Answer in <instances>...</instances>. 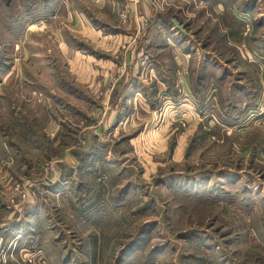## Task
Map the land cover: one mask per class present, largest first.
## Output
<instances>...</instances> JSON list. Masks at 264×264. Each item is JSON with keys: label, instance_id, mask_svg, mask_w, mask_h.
Here are the masks:
<instances>
[{"label": "rangeland", "instance_id": "rangeland-1", "mask_svg": "<svg viewBox=\"0 0 264 264\" xmlns=\"http://www.w3.org/2000/svg\"><path fill=\"white\" fill-rule=\"evenodd\" d=\"M0 242L264 264V0H0Z\"/></svg>", "mask_w": 264, "mask_h": 264}, {"label": "water", "instance_id": "water-1", "mask_svg": "<svg viewBox=\"0 0 264 264\" xmlns=\"http://www.w3.org/2000/svg\"><path fill=\"white\" fill-rule=\"evenodd\" d=\"M173 23H174L175 27H176L178 30L184 32V31L182 30V28L179 26V24H178L175 20H173Z\"/></svg>", "mask_w": 264, "mask_h": 264}, {"label": "crops", "instance_id": "crops-1", "mask_svg": "<svg viewBox=\"0 0 264 264\" xmlns=\"http://www.w3.org/2000/svg\"><path fill=\"white\" fill-rule=\"evenodd\" d=\"M170 49V48H169ZM174 53H175V55H176V51L174 50ZM178 55V54H177Z\"/></svg>", "mask_w": 264, "mask_h": 264}, {"label": "built area", "instance_id": "built-area-1", "mask_svg": "<svg viewBox=\"0 0 264 264\" xmlns=\"http://www.w3.org/2000/svg\"><path fill=\"white\" fill-rule=\"evenodd\" d=\"M0 249H1V242H0Z\"/></svg>", "mask_w": 264, "mask_h": 264}]
</instances>
